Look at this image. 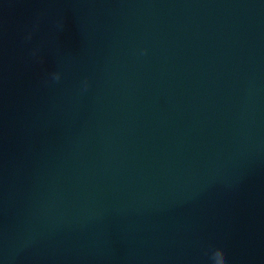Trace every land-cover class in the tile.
<instances>
[{
  "label": "water",
  "instance_id": "obj_1",
  "mask_svg": "<svg viewBox=\"0 0 264 264\" xmlns=\"http://www.w3.org/2000/svg\"><path fill=\"white\" fill-rule=\"evenodd\" d=\"M210 260L264 264V0H0V264Z\"/></svg>",
  "mask_w": 264,
  "mask_h": 264
},
{
  "label": "clouds",
  "instance_id": "obj_2",
  "mask_svg": "<svg viewBox=\"0 0 264 264\" xmlns=\"http://www.w3.org/2000/svg\"><path fill=\"white\" fill-rule=\"evenodd\" d=\"M55 76H56L57 79L59 78V74H55ZM209 264H216V261L215 260H210Z\"/></svg>",
  "mask_w": 264,
  "mask_h": 264
}]
</instances>
